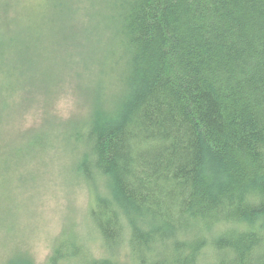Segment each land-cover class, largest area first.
Segmentation results:
<instances>
[{
  "label": "trees",
  "instance_id": "16d2710c",
  "mask_svg": "<svg viewBox=\"0 0 264 264\" xmlns=\"http://www.w3.org/2000/svg\"><path fill=\"white\" fill-rule=\"evenodd\" d=\"M22 1L39 2L0 0V118L2 90L30 82L52 96L75 81L78 114L43 115L49 128L16 164L62 127L108 252L90 254L65 231L45 262L8 264H122V245L136 264H264V0H105L99 10L54 0V21L83 14L110 37L102 49L64 33L46 55L37 49L51 13L30 14ZM60 53L66 75L44 86V58Z\"/></svg>",
  "mask_w": 264,
  "mask_h": 264
},
{
  "label": "rangeland",
  "instance_id": "374dc122",
  "mask_svg": "<svg viewBox=\"0 0 264 264\" xmlns=\"http://www.w3.org/2000/svg\"><path fill=\"white\" fill-rule=\"evenodd\" d=\"M53 1L39 0L36 4L22 1L23 8L30 14L51 13L50 24H47L50 31L48 40L42 39L38 43L37 50L40 54L46 55L47 48L58 42V35L73 32H78L84 43H90V46L99 43L104 48L102 41L110 36L105 34L100 22L94 19L91 24H87L83 14H63L54 21ZM64 3L73 7H77L79 3L83 10L104 9L106 5L105 0H64ZM87 33L91 35L88 36ZM99 34L105 35L102 38L96 37ZM50 40L52 45L48 44ZM62 50L65 52V49ZM60 54L63 55L57 60L44 58L50 70L44 86L66 75V56L64 53ZM101 62L99 63L97 56L92 73H97L96 68ZM74 82L67 79V86L56 88L57 94L52 96L51 93L46 94L47 91H38L30 82L26 84L27 89L19 85L17 94L8 95L5 90L1 92L0 264H8L14 259L28 256L38 263L45 262L65 231L76 232L85 242L90 254L102 256L108 252L90 216L93 205L92 185L78 173L75 165L79 152L66 147L61 134L64 131L62 127L56 126L59 136L50 138L51 145L40 147L35 151V156L29 158L28 163L16 164V153L39 130L49 128L48 124L42 122L43 115L57 113L66 123L72 117V112L78 114V108L85 97ZM46 100L55 102L54 106H50ZM101 191L99 187L97 192ZM116 254L122 264H136V259L125 245L120 246V251Z\"/></svg>",
  "mask_w": 264,
  "mask_h": 264
}]
</instances>
